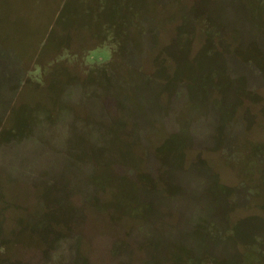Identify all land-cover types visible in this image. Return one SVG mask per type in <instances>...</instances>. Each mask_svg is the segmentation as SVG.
<instances>
[{
  "label": "rangeland",
  "instance_id": "374dc122",
  "mask_svg": "<svg viewBox=\"0 0 264 264\" xmlns=\"http://www.w3.org/2000/svg\"><path fill=\"white\" fill-rule=\"evenodd\" d=\"M0 264H264V0H0Z\"/></svg>",
  "mask_w": 264,
  "mask_h": 264
}]
</instances>
